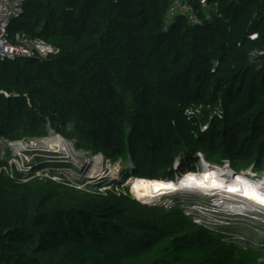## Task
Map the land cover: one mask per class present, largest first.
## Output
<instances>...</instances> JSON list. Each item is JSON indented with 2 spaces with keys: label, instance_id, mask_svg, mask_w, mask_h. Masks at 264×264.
Instances as JSON below:
<instances>
[{
  "label": "trees",
  "instance_id": "obj_1",
  "mask_svg": "<svg viewBox=\"0 0 264 264\" xmlns=\"http://www.w3.org/2000/svg\"><path fill=\"white\" fill-rule=\"evenodd\" d=\"M214 1L221 18L188 25L182 17L166 23L171 0H28L10 31L42 37L60 54L0 59V135L18 138L23 119L44 127L41 115H51L86 129L103 151L128 140L144 150L138 159L159 161L167 173L133 175L174 178L179 148L195 150L204 136L186 104L201 99L213 130L264 144V57L250 61L264 49V0ZM56 195L52 183L0 174V264H211L201 249L211 239L205 228L184 235L162 210L127 191L73 206L71 214L41 211ZM41 222L59 227L61 241L36 231ZM105 232L116 233L128 254L91 244ZM49 248L54 260L42 256ZM138 249L148 251L134 255ZM235 264H264V253L241 248Z\"/></svg>",
  "mask_w": 264,
  "mask_h": 264
},
{
  "label": "rangeland",
  "instance_id": "obj_2",
  "mask_svg": "<svg viewBox=\"0 0 264 264\" xmlns=\"http://www.w3.org/2000/svg\"><path fill=\"white\" fill-rule=\"evenodd\" d=\"M120 95L121 98L130 103L129 106L132 108L131 95L124 91H121ZM186 104L193 119L198 123L202 122L204 136L198 141L195 150L187 149L186 146L179 148L181 152L178 151L176 154L174 163L179 158L180 168L175 170L174 164L173 170L179 171L181 174V171L183 173L192 172L194 171L193 168L199 169L211 165L212 169L225 167L236 172L241 171V173L248 171V169L264 171V144L255 146L252 141H247L246 138L229 139L231 137L226 132L213 130L209 122L203 119L204 114L210 109L209 104L201 99L189 100ZM40 112L43 111L40 109ZM213 113H216L217 116L222 114L218 109L213 110ZM41 116L44 120V127L40 126L39 121L35 124L36 121L31 116L16 124L21 133L18 138L11 139L8 136L0 135V174L23 178L24 181L38 179L54 184L57 195L49 203L42 206L41 211L60 209L71 214L70 211L73 210V206H80L84 202L93 201L108 192L127 191L140 199L142 203L162 210L168 218L180 225L184 235L191 229L205 228L211 239L207 240L201 249L210 257L211 264H235L238 251L241 248L250 249L256 253H264V224H259L240 215H232V212H229L230 217L243 219L239 221H237L238 219H226L228 212H224L225 210L220 207L215 208L206 205L207 207H205L209 211L221 212L218 214L219 217L217 216L218 219L209 217L211 212L194 207L195 201L205 202L206 195H193L190 198L173 195L169 196V200L165 197L160 200L161 202L153 203L136 194L133 189L135 185L128 182L130 178L125 180L127 176L134 174L137 170L157 175L167 173L161 172L162 168L159 161L144 159V156L143 159H138V155L144 150L141 151L136 146H130L128 140H124L125 144L119 142L120 146L113 143L107 148L108 151H103L98 147L96 137L90 133L87 134V130L77 123L65 121L58 117L53 118L51 115ZM41 116L39 115L40 118ZM23 129L27 130L26 133H23ZM231 143L233 144L231 147L237 148V151L228 156L227 151L230 150ZM70 151L72 152L70 153ZM138 152L140 153L137 155ZM134 157L137 159L133 160ZM202 160H204L203 163ZM185 163H190L191 167L185 168L187 167L183 166ZM84 165L85 169L81 172L80 168ZM93 172H96L94 179L92 178ZM260 175L263 176L264 172ZM229 201H237V199ZM192 208L197 211L196 214L192 212ZM258 218L264 222V212L263 216ZM65 220L67 218L61 221L64 229H66ZM36 231H47L52 240L61 241L59 227L50 223L41 222ZM187 239L189 238L186 237L185 240L187 241ZM91 244L112 253L128 254V250H125L120 243L116 233L105 232L101 241H91ZM167 244H169L168 240L164 241L160 248ZM147 251L138 249L133 253L134 255H142L146 254ZM161 254H164V251L159 249L158 255ZM42 256L54 260L50 248Z\"/></svg>",
  "mask_w": 264,
  "mask_h": 264
},
{
  "label": "built area",
  "instance_id": "obj_3",
  "mask_svg": "<svg viewBox=\"0 0 264 264\" xmlns=\"http://www.w3.org/2000/svg\"><path fill=\"white\" fill-rule=\"evenodd\" d=\"M28 0H0V59L14 60L21 57L50 59L60 54V49L42 37H34L25 31H10V25L23 13ZM220 4L209 0H171L166 13V23L182 17L188 25H197L221 18ZM257 33L251 36L256 39ZM264 49H256L250 55L251 62L261 64Z\"/></svg>",
  "mask_w": 264,
  "mask_h": 264
},
{
  "label": "bare ground",
  "instance_id": "obj_4",
  "mask_svg": "<svg viewBox=\"0 0 264 264\" xmlns=\"http://www.w3.org/2000/svg\"><path fill=\"white\" fill-rule=\"evenodd\" d=\"M71 152L72 151H70V153ZM84 169H85V165L80 168V171L83 172ZM214 171H216V170L212 169V168L211 169H208V168L203 169L199 173L197 170H194L192 172L187 171L183 175V178H180L178 180V183H176L172 180L161 179V178H159L160 180H158V179L152 180L154 178H148V179H151V180H148V179H144L145 177H139V176H135V175H132L131 177H129L130 179L128 180V182H129V184L135 185V187L133 186V189L135 190L136 194L142 196L144 200H147L148 202L157 203V202H161L160 200L161 199L163 200L165 198V197H161L160 195L169 194V193H172L173 191H175L174 193L179 194V195L182 193L186 194L192 189H195V192H197L196 190L212 191V192H213V190H215L216 192H218L219 190L222 189V183H225L227 181V178L225 177L224 173L216 172L217 173V175H216V173ZM234 172H235V174L232 177V180H230L231 184L226 185L229 189L239 191L244 197H247L249 199L255 198V199H259V200L264 201V189L259 188L255 182L248 180L245 177V175L243 173H241V171H237V172L234 171ZM93 173H94V175L92 176V178L94 179L96 172H93ZM213 177H215V178L213 179ZM169 195H171V194H169ZM210 195L211 196H209V197L215 198L213 200L214 202H221L224 200L220 196H217L214 194H210ZM171 196H173V195H171ZM166 199H168V198H166ZM237 201H240V202H230L229 201V204H231V205L236 204L233 207L228 206V207L233 208V209H230V208H227V209L221 208V209L225 210L224 212H227V210H230V211H232V215H235V216L239 215V214L235 213L236 210H244L245 207L249 208V209H255L256 211L264 212V207H263L264 204H260L263 206H260V205L254 206L252 203L249 204V202H247V203L243 202V200H237ZM237 204H239V205H237ZM220 205H222V204H220ZM242 205H245V206L243 207ZM225 207H227V206H225ZM204 210L211 212L209 217L212 216L214 219H216L217 216L219 217L218 214H221V212H219V211L218 212L217 211L212 212V211L207 210L206 208ZM192 212L195 214L197 213V211H195L193 208H192ZM226 214L229 215V216L226 215V217H225L226 219H234V220L238 219L237 221L243 219V218L242 219H239V218L236 219V217L232 218V217H230V213H226Z\"/></svg>",
  "mask_w": 264,
  "mask_h": 264
},
{
  "label": "water",
  "instance_id": "obj_5",
  "mask_svg": "<svg viewBox=\"0 0 264 264\" xmlns=\"http://www.w3.org/2000/svg\"><path fill=\"white\" fill-rule=\"evenodd\" d=\"M22 15V14H21ZM33 58H35V57H33ZM176 160H178V161H176V163H174L175 164V166L176 167H179L180 166V160H179V158H177ZM206 168H208V169H211V168H213L211 165H209V167L208 166H206L204 169H206ZM248 171H251V172H253V169H248ZM215 173H216V171H214ZM234 174H235V172H231V174H229V177L232 179V177L234 176ZM255 174L256 175H260L261 173H259V172H255ZM133 174H131V175H129V176H127V178L125 179V180H128V178L129 177H131ZM216 175H217V173H216ZM215 177H213V179H214ZM126 182V181H125ZM124 183V182H123ZM175 191H173L172 193H170L171 195H175L176 193H174ZM209 196H211V195H206V197H205V199H204V201L205 202H203V203H201V202H199V201H195V204H194V207H196V208H202V209H205L207 206L206 205H209V207L210 206H212V207H215V208H218V207H220V208H224V209H227V208H230V207H228V206H234V205H236V204H229V200L228 199H226V198H223V197H221L222 199H224L223 201H221V202H214L213 200L215 199V198H213V197H209ZM169 198V197H168ZM203 199V198H202ZM247 200H243V202H245V203H247V202H249V204L250 203H252L254 206H259L260 204H263V203H261V202H255V201H252V200H250L249 198H246ZM230 202H240V201H230ZM206 203V204H205ZM220 204H222V205H220ZM237 205H239V204H237ZM206 206V207H205ZM225 206H227V207H225ZM243 207L245 206V205H242ZM260 206H263V205H260ZM264 207V206H263ZM230 209H233V208H230ZM227 212L229 213V212H232V211H230V210H227ZM236 214H239L241 217H246V218H248V219H251V220H253V221H255V222H257V223H263L264 224V222H263V220H261V218H258V217H261V216H263V212H260V211H256L255 209H249V208H244V210H236V212H235ZM236 216H238V215H236ZM235 217V216H234Z\"/></svg>",
  "mask_w": 264,
  "mask_h": 264
},
{
  "label": "clouds",
  "instance_id": "obj_6",
  "mask_svg": "<svg viewBox=\"0 0 264 264\" xmlns=\"http://www.w3.org/2000/svg\"><path fill=\"white\" fill-rule=\"evenodd\" d=\"M194 194L191 192V193H187V194H180L179 196H188V197H186V198H190V197H192ZM194 196H200V195H194ZM201 196H203V195H201Z\"/></svg>",
  "mask_w": 264,
  "mask_h": 264
},
{
  "label": "crops",
  "instance_id": "obj_7",
  "mask_svg": "<svg viewBox=\"0 0 264 264\" xmlns=\"http://www.w3.org/2000/svg\"><path fill=\"white\" fill-rule=\"evenodd\" d=\"M175 168H176L175 170H177V168H180V167H175ZM181 173H182V172H181ZM179 175H180V174H179V172H178V174L175 175L174 178H165V179H168V180H174V179H176Z\"/></svg>",
  "mask_w": 264,
  "mask_h": 264
}]
</instances>
